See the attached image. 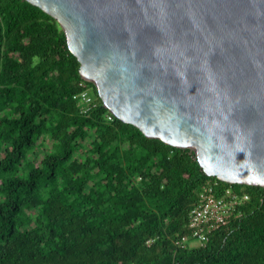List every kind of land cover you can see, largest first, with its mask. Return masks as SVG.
<instances>
[{"label": "trees", "instance_id": "1", "mask_svg": "<svg viewBox=\"0 0 264 264\" xmlns=\"http://www.w3.org/2000/svg\"><path fill=\"white\" fill-rule=\"evenodd\" d=\"M79 66L55 18L0 0V264H264V187L209 176L192 150L115 117ZM207 181L249 199L189 246Z\"/></svg>", "mask_w": 264, "mask_h": 264}, {"label": "water", "instance_id": "2", "mask_svg": "<svg viewBox=\"0 0 264 264\" xmlns=\"http://www.w3.org/2000/svg\"><path fill=\"white\" fill-rule=\"evenodd\" d=\"M26 1L111 114L209 176L264 187V0Z\"/></svg>", "mask_w": 264, "mask_h": 264}, {"label": "built area", "instance_id": "3", "mask_svg": "<svg viewBox=\"0 0 264 264\" xmlns=\"http://www.w3.org/2000/svg\"><path fill=\"white\" fill-rule=\"evenodd\" d=\"M79 101L86 106L94 105L93 99L88 95L87 89L79 94ZM109 118L111 116L108 115ZM216 182H207L198 190L196 202L188 214L187 226L191 235L196 237L201 244L208 240V234L226 225L231 220L241 217V206L249 199L244 192H236L231 186L215 189ZM182 236V241L186 240Z\"/></svg>", "mask_w": 264, "mask_h": 264}, {"label": "clouds", "instance_id": "4", "mask_svg": "<svg viewBox=\"0 0 264 264\" xmlns=\"http://www.w3.org/2000/svg\"><path fill=\"white\" fill-rule=\"evenodd\" d=\"M207 182H210V181H207ZM230 184H231V183H230ZM200 188H201V187H200ZM200 188H199V189H200ZM221 188H222V187L219 188V185H218L217 183L215 184V189H221ZM199 189H198V190H199ZM197 192H198V191H197ZM196 195H197V193H196ZM195 202H196V201H195ZM194 204H195V203H194ZM194 204H193V205H194ZM192 207H193V206H192ZM231 221H232V220H231ZM231 221H230V222H231ZM187 222H188V221H187ZM230 222H229V223H230ZM227 224H228V223H227ZM227 224H226V225H227ZM222 226H223V225H222ZM216 230H217V229H216ZM214 231H215V230H214ZM214 231H212V232H214ZM190 232H191V230H190ZM190 232H189L187 235H184V236H186L187 238H186V240H183V242L186 243V244H188L189 246L204 245V244L208 241V240H207L204 244H201V243L198 241V239H197L196 237H194L193 235H191ZM181 239H182V237H181ZM194 240L198 241L199 244H197V245H191L190 243H191L192 241H194Z\"/></svg>", "mask_w": 264, "mask_h": 264}, {"label": "rangeland", "instance_id": "5", "mask_svg": "<svg viewBox=\"0 0 264 264\" xmlns=\"http://www.w3.org/2000/svg\"><path fill=\"white\" fill-rule=\"evenodd\" d=\"M190 244H191V245H197V244H199V242L196 241V240H194V241H192Z\"/></svg>", "mask_w": 264, "mask_h": 264}]
</instances>
